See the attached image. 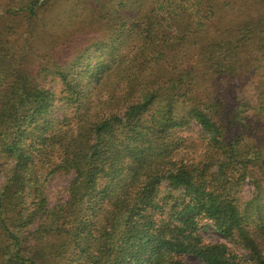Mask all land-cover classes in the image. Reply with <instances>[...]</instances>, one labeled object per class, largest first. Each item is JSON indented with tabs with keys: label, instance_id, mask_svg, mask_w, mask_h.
<instances>
[{
	"label": "trees",
	"instance_id": "16d2710c",
	"mask_svg": "<svg viewBox=\"0 0 264 264\" xmlns=\"http://www.w3.org/2000/svg\"><path fill=\"white\" fill-rule=\"evenodd\" d=\"M0 264H264V0H0Z\"/></svg>",
	"mask_w": 264,
	"mask_h": 264
},
{
	"label": "rangeland",
	"instance_id": "374dc122",
	"mask_svg": "<svg viewBox=\"0 0 264 264\" xmlns=\"http://www.w3.org/2000/svg\"><path fill=\"white\" fill-rule=\"evenodd\" d=\"M64 6V3L62 7ZM61 42V43H60ZM58 46H55L54 43L51 42V44H47V47L42 48L40 53H45L46 51L55 50V54H59L61 51L64 53L66 50L72 49L73 46L72 44H66L65 41H60ZM63 42V43H62ZM42 47V45H41ZM52 55V53H51ZM50 60L49 57H47L46 61ZM251 85L248 86L247 91L250 89ZM192 136L198 137L199 135V129L195 125L193 130H190L189 132ZM73 175L72 174H66V173H57L53 176L50 177L49 181V187H48V195L50 197L51 202L56 200V198L60 195L61 192H65L67 189L70 181L72 180ZM254 191V186L251 180L247 181L245 185L243 186V193L245 198H250L252 195V192ZM203 236L205 240L207 241H221V242H226L229 244L232 248H234V244L229 241L228 239H225L220 233H218L212 226L204 229L202 231ZM187 260L190 263H197L198 259L194 256H188Z\"/></svg>",
	"mask_w": 264,
	"mask_h": 264
}]
</instances>
